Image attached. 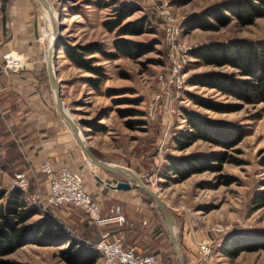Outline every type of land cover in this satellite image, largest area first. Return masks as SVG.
Masks as SVG:
<instances>
[{"label":"rangeland","instance_id":"374dc122","mask_svg":"<svg viewBox=\"0 0 264 264\" xmlns=\"http://www.w3.org/2000/svg\"><path fill=\"white\" fill-rule=\"evenodd\" d=\"M91 1L49 0L58 15L59 35L70 43L97 39L108 50H113L111 39L114 32L106 30L101 23L109 7L98 8ZM123 1L134 5L127 18L145 15L146 26L149 27L141 33L124 36L145 41L149 44L148 49L136 55L117 54L111 58L94 53L95 62L100 63L105 72L96 88L82 78L91 74L74 66L62 54L72 64L61 79L70 92L66 108L82 121V128L96 156L129 166L143 182L158 192L179 227L185 264H264V248L241 250L234 256L221 251L226 236L264 232V206L256 207L252 202V197L264 190V168L260 164L264 154V103H244L239 109L227 112L209 110L195 103L192 96L235 100L212 87L188 82L193 73L229 69L196 62L188 53L190 48L228 38L264 39V15L247 24H238L232 18L227 24L213 29H182L178 41L183 43V52L186 53L181 68L184 80L179 86H174L165 83L170 67V49L162 33L159 11L168 9L181 21L221 0H134L137 4L131 0ZM107 88H112V93L107 94ZM183 109L241 124L246 133L233 145V149H227L230 160L222 161L218 169L193 172L180 181H173L161 174L166 155L218 148L200 138L183 149L173 146L171 135L184 125ZM7 171L0 162V190L14 187L13 175L9 176ZM26 184L21 190L22 198L25 203L38 208V212L29 219L45 216L60 222L55 210L71 204L45 205L40 199L32 203L30 196L39 197L45 191ZM139 191L145 199L149 197ZM155 211L162 221L156 208ZM64 222L71 237L85 243L83 237ZM65 245L24 243L1 254L0 264H73L59 252ZM173 255L170 264H178ZM92 264H99L98 258Z\"/></svg>","mask_w":264,"mask_h":264},{"label":"trees","instance_id":"16d2710c","mask_svg":"<svg viewBox=\"0 0 264 264\" xmlns=\"http://www.w3.org/2000/svg\"><path fill=\"white\" fill-rule=\"evenodd\" d=\"M98 7H109L108 14L101 20L106 30H113L111 47L108 50L97 39L70 43L59 37V48L64 56L76 67L91 75L82 77L90 86L96 88L104 78V68L96 63L94 53L105 58L117 54H138L146 51L149 44L131 39L124 35L138 34L149 28L145 15L127 18L134 5L123 0H92ZM264 15V0H221L210 4L197 13L181 20L182 29L194 27L213 29L227 24L232 18L238 24L251 23L253 18ZM188 53L196 62L229 69H210L193 73L188 77L192 84L205 85L219 93L231 96L235 101L217 100L210 96L193 95L195 103L213 111L227 112L239 109L242 104L264 103V39L244 37L228 38L223 41H208L194 45ZM112 88H107L110 94ZM184 125L175 129L171 141L176 149H183L196 139H204L218 146L213 150H199L179 155H166L162 176L180 181L193 172L205 169H218L222 161H229L230 153L241 137L246 133L243 125L228 123L208 117L204 113L182 110ZM264 168V154L260 158ZM17 187L0 190V255L16 247L34 242L38 244L66 243L60 254L70 263L92 264L99 256L90 243L73 239L67 228L48 217L29 219L38 212L37 206L25 203ZM147 201L152 203L150 197ZM256 207L264 206V190L252 197ZM221 251L229 256L241 250L264 248V232H249L235 236H226Z\"/></svg>","mask_w":264,"mask_h":264},{"label":"crops","instance_id":"0c3cea01","mask_svg":"<svg viewBox=\"0 0 264 264\" xmlns=\"http://www.w3.org/2000/svg\"><path fill=\"white\" fill-rule=\"evenodd\" d=\"M46 36L48 29L36 0H0V162L9 176L22 172L29 185L45 192L48 181L40 164L46 160L53 167L66 165L79 173L83 188L97 202L103 220L89 219L77 206L59 207L55 213L65 228L64 221L87 241L106 232V238H118L123 246L154 253L162 264H170L174 252L153 204L134 186L111 187L109 183L116 179L127 178L91 163L57 113L45 70ZM5 52L21 55L18 70L4 69L1 54ZM62 54L58 48L56 77L61 99L67 105L70 92L61 79L72 64ZM86 139L91 147L87 134Z\"/></svg>","mask_w":264,"mask_h":264},{"label":"built area","instance_id":"2783aa9c","mask_svg":"<svg viewBox=\"0 0 264 264\" xmlns=\"http://www.w3.org/2000/svg\"><path fill=\"white\" fill-rule=\"evenodd\" d=\"M131 2L137 4L134 0ZM159 17L164 39L170 49V67L165 77V83L179 86L184 80L181 68L185 63L186 55L183 52L185 49L183 43L178 41L182 30L181 21L168 9H161ZM1 57L3 59L2 65L6 70L16 71L22 66V58L19 53L5 52L1 54ZM39 169L47 176L48 190L44 195L40 194L39 197L37 195L30 196L32 203L39 199L45 205L67 203L83 209L87 217L95 222L103 220L97 202L83 188L79 173L66 165L53 167L46 160L40 164ZM12 185L21 190L25 189L27 184L22 172L13 174ZM84 242L92 244L98 251L99 264H162L154 253L137 252L133 245L123 246L118 238H106V232L94 241L84 240ZM202 243L200 244L203 245Z\"/></svg>","mask_w":264,"mask_h":264},{"label":"water","instance_id":"95a60500","mask_svg":"<svg viewBox=\"0 0 264 264\" xmlns=\"http://www.w3.org/2000/svg\"><path fill=\"white\" fill-rule=\"evenodd\" d=\"M36 1L38 2L42 13L47 18L48 36L44 57L45 70L51 91L53 93L54 106L57 113L66 123L75 142L91 163L107 172L127 178L126 180L116 179L113 183H109L111 187L117 189H129L131 186H134L151 198L154 207L158 210L165 224L167 230V238L177 258V263L185 264L184 256L180 247L179 227L177 226V223L170 209L162 200L158 192L149 187L145 182H143L140 176L129 166L104 160L96 156L92 152L91 147L86 139V131L82 128V121L75 118L63 103L60 96V81L56 77L55 64L56 53L59 48L58 39L60 37L58 15L56 14V12H53V8L49 3V0Z\"/></svg>","mask_w":264,"mask_h":264},{"label":"bare ground","instance_id":"6f19581e","mask_svg":"<svg viewBox=\"0 0 264 264\" xmlns=\"http://www.w3.org/2000/svg\"><path fill=\"white\" fill-rule=\"evenodd\" d=\"M50 3V2H49ZM53 12H54V9H53ZM43 18H44V22H45V25H46V27H47V18H46V16H44V14H43ZM47 29H48V27H47ZM47 37V36H46Z\"/></svg>","mask_w":264,"mask_h":264}]
</instances>
